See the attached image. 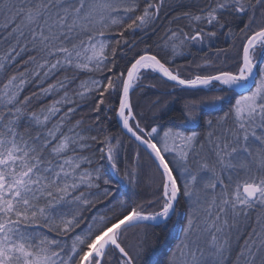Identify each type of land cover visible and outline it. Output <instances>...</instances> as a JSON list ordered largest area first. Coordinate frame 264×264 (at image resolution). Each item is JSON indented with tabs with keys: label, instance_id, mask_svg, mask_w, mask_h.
<instances>
[{
	"label": "snow or ice",
	"instance_id": "snow-or-ice-1",
	"mask_svg": "<svg viewBox=\"0 0 264 264\" xmlns=\"http://www.w3.org/2000/svg\"><path fill=\"white\" fill-rule=\"evenodd\" d=\"M0 264H264V0H0Z\"/></svg>",
	"mask_w": 264,
	"mask_h": 264
},
{
	"label": "trees",
	"instance_id": "trees-1",
	"mask_svg": "<svg viewBox=\"0 0 264 264\" xmlns=\"http://www.w3.org/2000/svg\"><path fill=\"white\" fill-rule=\"evenodd\" d=\"M218 46L226 47L227 45L224 43H221ZM141 47H143V45H141ZM193 53L197 59L200 55H203V53H197L196 49H193ZM177 63L183 65L184 63H186V60L184 58H178ZM81 78H84V77H81ZM153 83L157 84L156 89L146 90L145 92L138 93L137 95L134 96V102L140 105V110L143 111L146 114V116H149L151 114L150 112L151 100L155 99L156 96L159 95L160 92H168L172 90L170 85H166L161 81H153ZM196 95H197L196 93L191 94V96L188 93H179L178 95L174 94L171 97H165L166 99L171 100L172 103L170 104L169 110L163 114L160 122L163 124H167V125L179 124L180 123L179 117L181 116V109H182L184 100L188 98H195ZM198 95L202 96V95H205V93L200 92ZM88 111L89 110L85 108L82 110V114L87 115ZM110 126L113 132L119 131L117 125L114 123V118ZM171 239L172 238H170L169 243H171ZM164 256H165V251L162 250L159 255V259L163 261Z\"/></svg>",
	"mask_w": 264,
	"mask_h": 264
},
{
	"label": "bare ground",
	"instance_id": "bare-ground-1",
	"mask_svg": "<svg viewBox=\"0 0 264 264\" xmlns=\"http://www.w3.org/2000/svg\"><path fill=\"white\" fill-rule=\"evenodd\" d=\"M191 59V57H189Z\"/></svg>",
	"mask_w": 264,
	"mask_h": 264
}]
</instances>
